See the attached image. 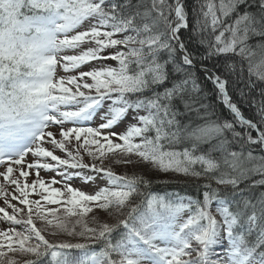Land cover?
<instances>
[{"label":"snow or ice","instance_id":"6c2138e0","mask_svg":"<svg viewBox=\"0 0 264 264\" xmlns=\"http://www.w3.org/2000/svg\"><path fill=\"white\" fill-rule=\"evenodd\" d=\"M0 166V264H264V0H0Z\"/></svg>","mask_w":264,"mask_h":264},{"label":"trees","instance_id":"16d2710c","mask_svg":"<svg viewBox=\"0 0 264 264\" xmlns=\"http://www.w3.org/2000/svg\"><path fill=\"white\" fill-rule=\"evenodd\" d=\"M190 19H191V17H190ZM106 63L112 64V65L115 64V62H113V61H107ZM234 99L239 100V97L236 96V97H234ZM212 102L216 103L215 101H212ZM240 106H241V109L244 112V114L247 117L251 118L254 110L251 107H249L247 103H242ZM217 111L223 112L225 115L227 114L226 110H224L223 107L219 106V105H217ZM253 135H255V133H253ZM133 172H136L137 174H139L141 172H145L147 174V178L152 181L151 191L155 192V193L165 194V193L177 192V193H180L182 196L188 195V196L198 197V196H200L201 192L203 191V189H198L196 187V185L203 183V181L194 180L193 178L184 177L182 175H177L174 173H160V172H156V171L149 170L146 168L141 169L137 166H135L134 171L133 170L131 172L127 171V173H129V174H131ZM116 173H118V172H116ZM118 174H123V173H118ZM53 207H56V205H54ZM8 210H9V212H11L10 209H8ZM97 212L105 213L102 210L94 209L93 214L96 215L97 217H99ZM92 216L89 218L90 220H88V224L90 227H95L96 225L93 222H90ZM73 219H76V218L73 217ZM39 222H40V224H39ZM36 223H37V226H39V225L41 226L42 222L36 221ZM42 226H43V224H42ZM45 235L47 238L48 237L47 234H45ZM74 241H76V240L73 239V242ZM80 242H82V241H80Z\"/></svg>","mask_w":264,"mask_h":264},{"label":"rangeland","instance_id":"374dc122","mask_svg":"<svg viewBox=\"0 0 264 264\" xmlns=\"http://www.w3.org/2000/svg\"><path fill=\"white\" fill-rule=\"evenodd\" d=\"M65 74H67V73H65V72H63V71L61 70L60 75H65ZM99 122H100V121H99V119L97 118L96 123H99ZM119 130H123V126H121V128H120ZM56 154H57V153H56ZM26 159H27L28 161H31L33 158L31 157V155H29ZM112 161H113L112 158H108V159H106V160L104 161V165H105V167H107V166H111V167L113 168V170H115V171L118 172V173H125V172H127V171L131 172L132 170L134 171L135 166H132V165H124V164H115V163H113ZM96 162H98L97 164H99V161H96ZM2 171H4V166H0V172H2ZM47 173H48V174H47ZM83 173H84V175H94V174H92V173H90V172H85V171H83ZM40 175H41V178H43L46 182L50 181L53 177H55V179L58 180V181H60V180L62 179L61 176H59L56 172H51V171H46V170H41ZM0 178H1V177H0ZM34 179H35V175H34V173H33V174H31V175L29 176L28 180H29V182H31V181L34 180ZM76 179H77V181H79V183L84 187L83 189L78 188V187H77V188H78V189H81V190H83V191H85V192H88V193H89V192H92V191H94V190H97V189L100 188V187L107 186V181L104 180V179H100L99 176H97V178H96L94 181H92L91 183H85L81 178H76ZM8 192H9V191H8ZM11 192H13V190H11L10 193H11ZM9 198H10V197H9ZM34 198H38V197L31 196V199H34ZM0 202H2V205H0V207H5V204H4V201H3V198L0 199ZM11 203L16 204L18 207H24V206H22V205H19L18 201H15V200H11ZM50 206H51V205H50ZM51 207H53V206H51ZM9 209H10V208H9ZM10 210H11V209H10ZM97 214L99 215L98 218H99L102 222H108L109 220H111V218L108 217L106 213L97 212ZM92 215H94V214H93V213H90V214L88 215L87 220H90L89 218H90ZM72 220L74 221L75 219L72 218ZM37 222H38V221H37ZM90 222H92V219H91ZM39 224H40V222H39ZM42 224H43V222L41 223V226L39 225V226H37V227H44V225L42 226ZM6 227H8V224H7L6 222H4V221H0V229L6 228ZM79 230H80V227L77 226V231H79ZM45 234H47V233H45ZM47 236H48L47 238L52 239V237L49 236L48 234H47ZM60 238H61V239H72V240L74 239V240H76V241L79 240V238H69V237H67V236H61ZM76 241H74V242H76ZM10 255H11V254H10Z\"/></svg>","mask_w":264,"mask_h":264}]
</instances>
